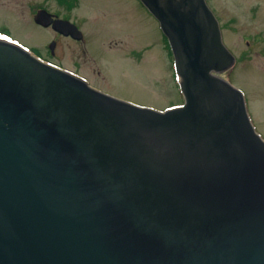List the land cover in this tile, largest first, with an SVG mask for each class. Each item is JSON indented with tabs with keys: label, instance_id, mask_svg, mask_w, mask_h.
Here are the masks:
<instances>
[{
	"label": "water",
	"instance_id": "95a60500",
	"mask_svg": "<svg viewBox=\"0 0 264 264\" xmlns=\"http://www.w3.org/2000/svg\"><path fill=\"white\" fill-rule=\"evenodd\" d=\"M139 1L181 105L138 106L0 38V264H264V140L221 76L219 22L205 0Z\"/></svg>",
	"mask_w": 264,
	"mask_h": 264
},
{
	"label": "rangeland",
	"instance_id": "374dc122",
	"mask_svg": "<svg viewBox=\"0 0 264 264\" xmlns=\"http://www.w3.org/2000/svg\"><path fill=\"white\" fill-rule=\"evenodd\" d=\"M206 3L236 57L221 76L243 92L249 118L264 140V0ZM37 4L73 20L84 36L83 44L59 39L54 63L77 69L92 86L138 106L165 110L183 102L168 42L152 15L133 0H80L70 10L56 0H0V32L45 56L53 33L34 24Z\"/></svg>",
	"mask_w": 264,
	"mask_h": 264
},
{
	"label": "flooded vegetation",
	"instance_id": "af4514ba",
	"mask_svg": "<svg viewBox=\"0 0 264 264\" xmlns=\"http://www.w3.org/2000/svg\"><path fill=\"white\" fill-rule=\"evenodd\" d=\"M59 4H61V5H63V6H67L66 5V3H62V1H60V0H56ZM80 0H75V5H78V2H79ZM134 2H135V4H136V6L138 5H140L142 8H144V10L145 11H147V9L141 4V2L139 1V0H133ZM139 6V7H140ZM74 7V6H73ZM71 9H73V8H71ZM39 10H44V11H46L48 14H50L54 19L56 18V19H63V20H68V21H70L72 24H74L76 27H77V29L78 30H80V26H78V25H76V23L73 21V20H70L69 18H67V17H64V16H59L58 14H56V13H53V12H49V10L45 7V5H41V4H37L36 5V8H35V11H34V13H36L37 11H39ZM70 10V9H69ZM150 14V13H149ZM151 16V15H150ZM153 17V16H152ZM35 24V23H34ZM37 27H39V28H42V29H51V31H52V33H53V36H52V38L49 40V42L45 45V56H42V55H40V54H37V53H35L42 61H44V62H46V63H49V64H51V65H54V66H56V67H59V68H61V69H64V70H66V71H69V72H71V73H73V74H75V75H77V76H79V77H81V78H83L90 86H92L91 84H90V82H89V80L88 79H86L84 76H82L80 73H79V71H77V69H74V70H69V69H67V68H65V67H62L60 64H57V63H54L53 62V60H55V57H56V51H55V49L57 48V46H58V41H59V39H61V38H64V39H67V40H69V41H71V42H75V43H79V44H83V34H82V37H81V39H79V40H76V39H74L73 37H71V36H65V35H62V34H60V33H58L57 31H54L50 26L49 27H47V28H43V27H41V26H39V25H37V24H35ZM80 32L82 33V31L80 30ZM51 43H53V50H51L50 48H49V45L51 44ZM79 65L77 64V66H75V68H77ZM78 70H79V67H78ZM92 87H94V86H92ZM94 88H96V89H98V90H100V91H102V92H105V93H107L108 94V92L107 91H104V90H102V89H100V88H97V87H94ZM110 95V94H109ZM115 97V96H114Z\"/></svg>",
	"mask_w": 264,
	"mask_h": 264
},
{
	"label": "trees",
	"instance_id": "16d2710c",
	"mask_svg": "<svg viewBox=\"0 0 264 264\" xmlns=\"http://www.w3.org/2000/svg\"><path fill=\"white\" fill-rule=\"evenodd\" d=\"M60 1H62V0H60ZM64 1L66 2V5H67L66 8L68 10L71 9L73 6H75V0H64Z\"/></svg>",
	"mask_w": 264,
	"mask_h": 264
}]
</instances>
